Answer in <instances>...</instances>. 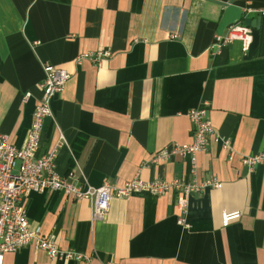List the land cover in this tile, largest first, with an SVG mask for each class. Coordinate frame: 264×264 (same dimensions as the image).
<instances>
[{"label":"crops","instance_id":"obj_1","mask_svg":"<svg viewBox=\"0 0 264 264\" xmlns=\"http://www.w3.org/2000/svg\"><path fill=\"white\" fill-rule=\"evenodd\" d=\"M247 7L264 10V0H0V133L23 144L52 64L71 74L41 137L58 174L83 188L135 176L222 182L186 196L188 227L176 191L113 197L103 219L87 199L33 191L32 226L87 258L24 246L3 264H264V162L249 171L241 160L264 153V13ZM247 17H261L255 55L240 41L213 54L215 34ZM101 50L111 55L100 66L77 60ZM202 104L233 152L210 137L195 167L190 155L154 161L192 142L188 112ZM224 210L242 215L225 227Z\"/></svg>","mask_w":264,"mask_h":264},{"label":"built area","instance_id":"obj_2","mask_svg":"<svg viewBox=\"0 0 264 264\" xmlns=\"http://www.w3.org/2000/svg\"><path fill=\"white\" fill-rule=\"evenodd\" d=\"M260 11L254 8H244V12ZM245 19V18H244ZM244 19L229 25L225 33L215 34L211 44V52L219 54L234 41H240L242 49L248 52L252 42V28L244 24ZM108 51L84 52L79 54L77 60L89 59L95 65L100 66ZM45 76L41 82L42 96L36 105L32 124L26 135L25 141L19 147L11 142L9 136L0 133V264L4 262V256L9 252H16L24 246H34L45 251L51 259H76L87 258L84 254L73 250H63L59 247L53 236H47L34 228L28 218L26 200L33 191H45L49 188L61 190L76 199H87L91 203L93 219H103L110 206L113 197L127 198L138 192H149L154 195H162L169 191L178 192L177 206L182 211L178 219L180 224L189 226L185 219L187 198L191 192H202L208 188H219L222 182L216 178L199 182L194 179L149 180L144 181L138 176L116 184L109 180L104 181L98 187L83 188L67 176L60 175L55 169L56 150L40 151L43 123L45 118L52 115V98L61 93L71 74L65 68L52 64H45ZM27 93L26 96H30ZM188 116L192 125L193 140L189 144H174L160 149L154 156V161L169 160L175 156L190 155L195 167L198 152L207 150L209 138L220 140L223 148L230 154L233 152L232 142L229 137L221 136L216 132L210 118L207 115V107L199 105L191 108ZM242 163L252 171L258 163L264 162V153L244 155ZM241 212H222V224L228 226L232 221L241 217ZM111 264V263H109Z\"/></svg>","mask_w":264,"mask_h":264},{"label":"water","instance_id":"obj_3","mask_svg":"<svg viewBox=\"0 0 264 264\" xmlns=\"http://www.w3.org/2000/svg\"><path fill=\"white\" fill-rule=\"evenodd\" d=\"M244 24L252 28V42L245 56L246 58H252L255 55L259 44L261 17H257V18L247 17L244 19Z\"/></svg>","mask_w":264,"mask_h":264},{"label":"trees","instance_id":"obj_4","mask_svg":"<svg viewBox=\"0 0 264 264\" xmlns=\"http://www.w3.org/2000/svg\"><path fill=\"white\" fill-rule=\"evenodd\" d=\"M79 147H81V145L79 146ZM77 149L75 148V151H76Z\"/></svg>","mask_w":264,"mask_h":264}]
</instances>
